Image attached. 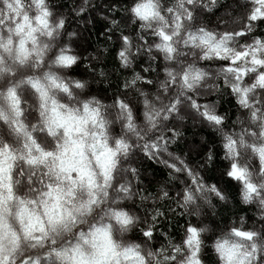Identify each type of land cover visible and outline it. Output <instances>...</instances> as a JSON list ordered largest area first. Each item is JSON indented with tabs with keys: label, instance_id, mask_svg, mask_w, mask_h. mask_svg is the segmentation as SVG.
I'll return each mask as SVG.
<instances>
[{
	"label": "snow or ice",
	"instance_id": "obj_1",
	"mask_svg": "<svg viewBox=\"0 0 264 264\" xmlns=\"http://www.w3.org/2000/svg\"><path fill=\"white\" fill-rule=\"evenodd\" d=\"M201 2L208 6V0ZM193 3L194 0H188L184 16L179 17L181 21L185 17L196 18L198 9L192 7ZM3 8L0 12V129L3 130L0 131V264H150V257L167 264H201L205 240L211 241L221 264H251L264 242V214L260 216V229L255 224L247 229L233 225L224 233L251 241L243 249L226 238L217 236L213 240L204 235L207 225L195 220L187 223L179 243L169 241L167 246L152 245L145 250L143 244L125 238L129 228L136 230L134 224L138 222L125 199L132 191L131 180L125 174L137 179L139 175L135 167H124L123 158H131L132 147L127 131L136 127L135 121L141 118L154 130L160 127L156 110L159 96L150 91L148 80L153 64L140 73L126 76L110 102L102 90L95 94L90 88L79 92L85 82L73 76L65 78L62 73L74 71L81 59L88 58L78 55L82 53L80 40L71 39L74 33L68 31L63 13L57 12L50 0H4ZM85 10L84 4L75 9L78 13ZM130 11L140 18L149 14L144 0L132 5ZM253 22L264 23V0H247L238 32L242 38ZM111 23L117 25L115 20ZM201 32L202 40L212 35L204 29ZM160 38L169 42L165 48L170 52L171 36L162 31ZM119 39L128 41L126 35ZM260 45L264 41H257L252 48L245 46L231 62L224 60L223 64L229 69L236 68L244 81L251 82L255 77L257 83L264 85V57L250 54L258 52ZM241 58L260 66V71L249 73L237 67ZM45 65L48 70L42 71ZM163 75L159 87L170 92L168 84L174 82L175 74L165 67ZM232 87L242 100L246 98L247 87L237 84ZM177 103V99H171L167 111H174ZM193 107H199L198 101L193 102ZM202 115L212 126L222 122V117L207 110ZM257 115L253 110L249 114L253 123L245 121L243 127L233 125L235 132L228 133L222 144L226 161L222 175L243 182L245 200L264 194L252 178L253 173L264 175V125L256 120ZM178 134L179 130L173 127L166 137L160 135L149 140L137 132L136 139L146 140L141 145L143 151L156 157L167 151V144L160 141ZM210 158H215L214 150L205 156L206 160ZM173 159L184 163L172 154L169 160L161 161L169 169L170 178L179 171ZM184 169L191 174L190 166L184 165ZM135 195L143 203L156 194L137 191ZM159 195L167 198L169 193L161 188ZM183 197L190 201L194 193L186 188ZM120 200L125 203H119ZM160 215V209L152 207L149 215L139 222L144 225L139 231L145 244L153 238ZM260 259L264 260V256Z\"/></svg>",
	"mask_w": 264,
	"mask_h": 264
},
{
	"label": "clouds",
	"instance_id": "obj_2",
	"mask_svg": "<svg viewBox=\"0 0 264 264\" xmlns=\"http://www.w3.org/2000/svg\"><path fill=\"white\" fill-rule=\"evenodd\" d=\"M137 2L139 0H129L127 7L129 18L119 31L117 40L113 41V43L118 41V46L111 62L108 61L109 48L97 47L95 51L88 52L86 63L87 65H95V67H85L86 64H84V67L80 68L83 63L81 59L74 71L62 74L65 78L73 76L81 78L85 82V87L80 89L79 92H84L90 88L91 92L95 94L97 90H100L99 85L102 83L105 89L114 88V94L118 86L123 85L126 73H130V76H132L141 72L137 70L136 65L142 57L148 65L147 67L141 65L142 70L148 68L159 59L160 70L157 72L153 69L150 78L148 76V80L151 81L150 91L159 96L156 110L159 116L157 122L160 127L154 130L145 124L143 118L135 121L136 127L127 131V139L132 144V147L129 150L131 158L129 159L127 156L123 158L126 161L124 167L128 165L135 167L134 164L138 162V152H144L141 145L146 143V140H137V132L142 133L144 137L150 140L160 135L166 137L169 129L177 128L179 130L178 135L174 138L160 141L162 145L167 144V151L162 155H157L155 158L160 164L165 166L161 161L169 160V154H172L173 157L179 158V161L184 163L180 164L178 160L173 159L172 162L177 164L179 171L170 178L168 183L159 186L153 192V194H156L155 196L150 195L146 201L155 206L157 203L163 205V202L167 200L168 204L166 207L169 214L175 213L179 209L180 213L186 218L207 225L204 235L211 236L213 240L217 236L221 239L226 238L229 243H236L242 249L246 248L251 241L242 239L230 232L227 236L224 233L228 232V229L233 225L241 229H247L255 224V227L260 229V216L264 214V194H256L251 200H245L243 192L246 189L243 187V182L238 183L236 179H229L227 176L222 175L224 164L226 163L225 150L222 144L224 142L223 138H226L228 133L235 132L233 125L243 127L245 121L248 123L254 122L249 116L253 110L258 113L256 120L260 122V125H264V85L257 83L255 77H253L251 82L244 81L243 74H239L236 68L229 69L223 64V61L228 60L231 62L232 57L240 49L245 46L252 48L257 41H264V36L252 35L254 26L245 29L243 38L238 34L244 9L235 16L229 14L227 19L218 16L217 24L209 23L206 20L205 13L212 11V5L208 3V6H204L201 0H194L192 4L193 8L198 9L196 18L188 19L185 17L182 21L179 17L184 16L188 0H144L145 11L149 13L144 18L134 16L130 11L132 5ZM246 2L247 0H242L244 5ZM50 3L57 12L63 13L64 18L70 24L71 19L67 11H60L57 7V0H50ZM73 3L75 4L73 11H75L82 4L87 5L88 0H82L79 4H76V0H73ZM3 4L4 0H0V12L4 11ZM100 15L103 16V13H100ZM88 23H91V21L89 20ZM77 25L80 27L78 28ZM77 25H72L71 30L68 29V31L74 33L71 39L79 38L80 40V29L83 27L84 22L78 20ZM133 26H136L135 29H133ZM201 29L212 33V35L204 36L202 40L203 33ZM162 31L167 32L171 36L170 47L172 50L170 52L165 48V45H168L169 42L160 38ZM225 33L229 34L225 35ZM121 35H126L128 41H120ZM121 49H123L122 54ZM158 51L161 53L159 56L156 55ZM250 54L264 57V45L259 46L258 52ZM78 55L83 56L84 54L78 53ZM165 67L171 68L175 74L174 82L168 84V87L171 88L170 92L161 91L158 83L164 79L163 70ZM237 67L245 68L249 73L260 71V66L250 64L245 58L240 59ZM47 70L45 65L42 71ZM37 74L40 73L38 72ZM238 75L239 79H237ZM233 84L243 85L248 88L249 91L245 99L242 100L240 98L239 92L233 89ZM53 94L59 96L58 92ZM129 96L131 97V93H129ZM173 98L178 100L176 108L174 111H167L169 101ZM107 99L109 102L111 101L108 95ZM196 101L199 104L198 108L193 107V102ZM62 102L67 101L62 100ZM72 102L75 103V101ZM204 110L212 114H218L222 117V122L216 126L210 125L203 118L202 113ZM160 113L164 114L160 115ZM187 127L193 128L194 133L198 128L211 129L214 134L210 137L213 143L207 144V151L200 157L203 163H192L187 152L173 150L170 147V144L177 138L184 136L182 130ZM117 128L119 131L120 124L118 122L116 123ZM0 131L3 130L0 129ZM200 138L202 143H207L203 135ZM257 139L259 140L260 138L257 137ZM212 150L215 152V158L206 160L205 156ZM184 165L190 166L191 174L185 171ZM210 171L214 175L210 176ZM125 178L128 179L126 174ZM252 178L261 188V192L264 193V175L253 173ZM131 186L132 191L125 199L127 200V206L138 221L134 224V227L137 228L140 225L139 222L144 219L143 214L146 204L139 211L131 207V203L137 199L140 200L135 195L137 191L134 190V180H131ZM161 188L168 193H172V195L167 198L160 196ZM186 188L194 193L193 199L187 202L183 197V191ZM219 194H222L223 198H220ZM144 202L141 203L144 204ZM119 203L124 204L125 200H120ZM240 205L249 206L250 209L254 208L256 220L246 221L245 214L239 210ZM225 210H233L238 215L239 222L230 220L223 226L217 225L214 221L223 215ZM162 215L163 213L161 212ZM132 233V228H129L125 238L132 239ZM180 239L175 241V243H179ZM169 241L173 242L172 240ZM207 242L208 240L203 241V246L201 247V264H221V258L215 248L212 247L211 241L210 244ZM139 243L144 245L145 250L152 246L151 242L146 244L144 242ZM260 256H264V242H261L259 255H253L251 264H264V260H261ZM149 260L150 264H167L164 260H154L152 257Z\"/></svg>",
	"mask_w": 264,
	"mask_h": 264
},
{
	"label": "trees",
	"instance_id": "obj_3",
	"mask_svg": "<svg viewBox=\"0 0 264 264\" xmlns=\"http://www.w3.org/2000/svg\"><path fill=\"white\" fill-rule=\"evenodd\" d=\"M81 2L82 0H76V4ZM208 3L212 5V11L206 12L205 18L209 23L217 24L218 16L223 19H227L229 14L235 16L238 13H241L245 6L242 3V0H216L215 3H213V0H208ZM128 4L129 0H88L86 10L78 13L77 11H73L75 8L73 0H57V7L60 11L66 10L71 19V23L68 24L69 30H71L72 25H77L78 20L84 22L83 27L80 29V45L82 53L84 54L83 57H87L88 52L95 51L97 47H108L109 62L112 61L115 49L118 46V41L116 43H113V41L117 40L119 31L124 27L129 18L127 13ZM113 5H115V7H113ZM100 13H103V16H101ZM89 20L91 23H88ZM112 20L117 21V25H113L111 23ZM253 26L254 29L251 33L252 35L264 36V23L253 22ZM77 27L79 28L80 26L77 25ZM135 27L136 26H133V29H135ZM82 61L83 63L80 65V68H83L84 64L87 63V60L82 59ZM141 65H144L145 67L148 66L143 57L136 65L137 70L142 71ZM156 65H159V67H156ZM90 67H95V65H91ZM160 67V60L158 59L153 63V68L158 72ZM77 70L79 71V69ZM125 75L130 76V73H126ZM145 75L148 74L145 73ZM121 82H123V80H121ZM99 88L100 90L105 91L110 99L112 98L114 88L110 87L105 89L102 83L99 85ZM116 130L118 131V128ZM182 131L184 132V136L182 138H177L170 144V147L173 150L187 152L192 163H203V161L200 160V157L205 151H207V144L213 143L210 138L214 135L212 130L198 128L194 133L193 128L187 127ZM201 135H203L207 143H202L200 138ZM137 161L138 162L135 163L134 166L138 169V179L128 177V179L134 180L135 191H143L145 195H149L155 192L159 186L170 181V177L168 175L169 170L166 166L160 164L155 157H151L145 152H138ZM209 175L212 176L214 173L210 171ZM169 195L171 196L172 193H169ZM145 204L146 208L143 214L144 218L149 215V210L152 207H158L160 212L163 213V215H160L155 222L153 238L148 240V242H151L155 247H160L161 245L167 246L169 240H172L173 242L179 240L184 233V228L187 223L192 221L182 215L179 209H177L175 213L169 214L166 207L168 204L167 200L163 202V205L161 203H157L153 206L147 201L142 204L141 201L137 199L135 202L131 203V207L139 211L141 207L145 206ZM239 210L245 214L246 221L251 222L256 220V217L254 216V208L250 209L249 206L240 205ZM230 220L239 222L238 215H236L233 210H225L223 215L219 216V218L214 222L219 226H223ZM143 226V223H141L136 230L133 231L131 234V238L133 240H136L137 242H144L145 238L139 231V228ZM207 243L210 244V241Z\"/></svg>",
	"mask_w": 264,
	"mask_h": 264
}]
</instances>
